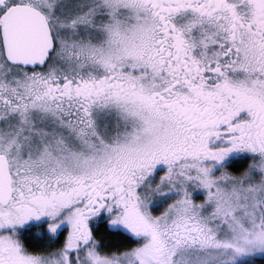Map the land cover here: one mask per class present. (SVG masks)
I'll use <instances>...</instances> for the list:
<instances>
[{"label": "snow or ice", "instance_id": "1", "mask_svg": "<svg viewBox=\"0 0 264 264\" xmlns=\"http://www.w3.org/2000/svg\"><path fill=\"white\" fill-rule=\"evenodd\" d=\"M0 264H264V0H0Z\"/></svg>", "mask_w": 264, "mask_h": 264}]
</instances>
